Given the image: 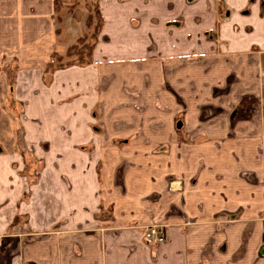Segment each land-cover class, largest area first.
Returning a JSON list of instances; mask_svg holds the SVG:
<instances>
[{
  "label": "crops",
  "instance_id": "1",
  "mask_svg": "<svg viewBox=\"0 0 264 264\" xmlns=\"http://www.w3.org/2000/svg\"><path fill=\"white\" fill-rule=\"evenodd\" d=\"M97 3L91 58L47 70L74 22L0 0V264H209L262 208L264 0Z\"/></svg>",
  "mask_w": 264,
  "mask_h": 264
},
{
  "label": "rangeland",
  "instance_id": "2",
  "mask_svg": "<svg viewBox=\"0 0 264 264\" xmlns=\"http://www.w3.org/2000/svg\"><path fill=\"white\" fill-rule=\"evenodd\" d=\"M99 0H60L58 17L61 22V31H63V21L66 17H70V20L74 22V34L73 44L77 45V50L74 55H67V50L62 52V64L76 62L78 63L80 58L83 61H87V53L91 49V45L94 44L95 36L98 32L100 25V15L97 10ZM89 18V25L87 26V20ZM62 33V32H61ZM63 35V34H62ZM87 35L86 40L78 43V39ZM60 38H64L61 36ZM56 64L58 62L56 61ZM1 69V68H0ZM12 75V74H8ZM15 112V110L13 111ZM15 114V113H14ZM26 161V169L22 171L23 175L29 176L30 182H35L37 179V173L41 168V163L34 158L31 153H23ZM264 187V178L262 180ZM261 197L257 200V197ZM264 193L256 194L255 199L258 204L262 205V208L258 211H254V215L248 218V224L252 227H248V231L241 230L240 225L237 227V232L233 231V227H230V232L223 235V243L218 248L207 247L202 250L203 257L209 256V264H264ZM256 203V202H255ZM237 216L230 217V225L232 223L245 221L244 218ZM228 224V225H229ZM224 228V227H223ZM242 228L246 229L245 226ZM154 251L160 245L150 244Z\"/></svg>",
  "mask_w": 264,
  "mask_h": 264
},
{
  "label": "built area",
  "instance_id": "3",
  "mask_svg": "<svg viewBox=\"0 0 264 264\" xmlns=\"http://www.w3.org/2000/svg\"><path fill=\"white\" fill-rule=\"evenodd\" d=\"M144 236L147 242L152 245H161L166 242V232L161 225L148 226L144 232Z\"/></svg>",
  "mask_w": 264,
  "mask_h": 264
},
{
  "label": "trees",
  "instance_id": "4",
  "mask_svg": "<svg viewBox=\"0 0 264 264\" xmlns=\"http://www.w3.org/2000/svg\"><path fill=\"white\" fill-rule=\"evenodd\" d=\"M59 2H60V0H56V5H57L58 7L60 6ZM97 10H98V13H99V15H100V11H99V7H98V5H97ZM102 23H103V21H102V17H101V15H100V25H99V27H97V28H98V32H97V34H96V36H95V41H96V39H97V37H98V34H99L100 28H101V26H102ZM87 26H90V25H89V18H88V20H87ZM86 37H87V35H85V36L79 38V39H78V43H80L81 41L86 40ZM77 45H78V44H74V45H72L71 47L68 48V51H67V55H68V56H70L71 54L74 55V54L76 53V50L78 49V48H77ZM93 46H94V45L92 44L89 53H87V59H90V58H91V51H92V49H93ZM76 48H77V49H76ZM57 60H58V64H56V63H51V64H49L48 67H47V70L52 69V68L55 67L56 65H60V66L63 65L62 62H61V61H62V57H59ZM85 62H86V61H83L82 58H80V60H79L78 63L83 64V63H85Z\"/></svg>",
  "mask_w": 264,
  "mask_h": 264
}]
</instances>
